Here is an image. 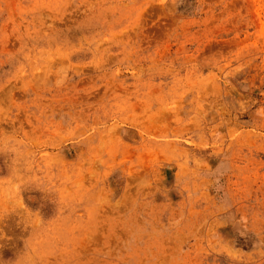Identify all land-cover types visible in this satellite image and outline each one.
Returning a JSON list of instances; mask_svg holds the SVG:
<instances>
[{
    "label": "rangeland",
    "instance_id": "1",
    "mask_svg": "<svg viewBox=\"0 0 264 264\" xmlns=\"http://www.w3.org/2000/svg\"><path fill=\"white\" fill-rule=\"evenodd\" d=\"M0 264H264V0H0Z\"/></svg>",
    "mask_w": 264,
    "mask_h": 264
}]
</instances>
